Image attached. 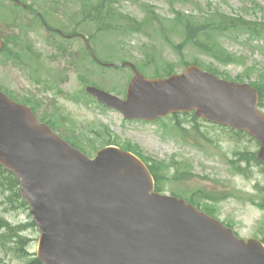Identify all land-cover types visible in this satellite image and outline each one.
Listing matches in <instances>:
<instances>
[{"label": "rangeland", "instance_id": "rangeland-1", "mask_svg": "<svg viewBox=\"0 0 264 264\" xmlns=\"http://www.w3.org/2000/svg\"><path fill=\"white\" fill-rule=\"evenodd\" d=\"M22 1L30 8L0 0V35L8 42L7 52L0 53V89L30 100L41 118L90 155L107 145L130 146L150 164L163 163L158 175L165 193L207 205L241 237L264 239V170L254 159L245 161L256 155V140L193 114L155 122L128 120L85 91L94 84L123 96L133 76L130 67L121 65L124 61L150 77L180 72L196 62L215 68L223 78L264 83V0ZM108 4L124 18L113 29L95 20ZM39 15L52 29L82 33L101 60L118 67L96 63L82 37L65 39ZM219 17L248 25L236 22L232 30L213 31L234 57L230 63L216 61L188 40L187 22L206 27ZM238 163L246 170L239 171ZM6 206L0 204V218L24 225L32 220L29 210ZM24 234L28 253L0 247V264H29L36 258L38 228L30 226Z\"/></svg>", "mask_w": 264, "mask_h": 264}, {"label": "water", "instance_id": "water-1", "mask_svg": "<svg viewBox=\"0 0 264 264\" xmlns=\"http://www.w3.org/2000/svg\"><path fill=\"white\" fill-rule=\"evenodd\" d=\"M125 64L134 70L125 99L92 85L86 90L128 119L193 110L245 130L259 140L264 163V112L253 85L195 64L167 78H148ZM0 163L20 178L44 264H264L261 240L241 238L184 198L157 192L149 167L133 152L108 146L89 157L2 90Z\"/></svg>", "mask_w": 264, "mask_h": 264}, {"label": "trees", "instance_id": "trees-1", "mask_svg": "<svg viewBox=\"0 0 264 264\" xmlns=\"http://www.w3.org/2000/svg\"><path fill=\"white\" fill-rule=\"evenodd\" d=\"M107 7L109 9L106 13L102 14L101 17H98V21H101L108 27V29H113L115 27V21H119L124 19L122 14L117 15V11L114 10L113 7H111V4H108ZM225 18L219 17V20L216 22H212L209 26H190L189 22H187V29H188V40L192 41V44L198 45L200 48L202 47L204 51L210 55L212 58H214L216 61H221L223 63H230L234 60V57L232 54L228 51H225L222 49L223 47L220 46L218 40L216 39L217 35L213 33V31H225V30H232L233 27H235V23L237 22L239 27H248V25H245L244 23L238 22V20H224ZM232 19V18H231ZM209 23V22H208ZM126 24V21L123 23ZM235 24V25H234ZM135 26V25H133ZM117 27H125V26H117ZM259 29V28H256ZM115 31V30H113ZM216 35V37H215ZM205 41L206 45L203 43V40ZM7 48V47H6ZM200 64V63H199ZM202 67L215 72L216 74H219L215 68H211V66H206L200 64ZM172 72H163V73H156L155 76H166L171 74ZM260 91V103L259 105L264 108V83L263 82H256L253 83ZM178 115V114H176ZM194 116V114H193ZM229 131L234 132L238 135H245L246 132L243 131H236L233 129L228 128ZM73 142V141H72ZM74 143V142H73ZM75 144V143H74ZM126 149H130V146L124 147ZM136 152L135 150H132ZM245 158H240L238 162L244 161ZM252 159L255 160L257 164H259L262 169L264 170V167L261 165V163L257 160L255 153L250 154L248 157V160L245 159V161H251ZM146 162H148L146 159H144ZM237 169L239 171L246 170V168H242L240 163H238ZM150 169L152 173L154 174L156 180H157V189L161 190V177L158 175V168H163L165 165L163 163H154L150 164ZM0 198H3L2 201H0V204L5 203L7 204V209L9 208V205L12 209H27L29 210L30 207L28 203L24 200V198L21 195V188H20V180L19 178L14 175L12 172H10L8 169H6L4 166L0 164ZM187 199L194 204H196L198 207L206 210L207 212L214 214V211H212L207 205H201L200 202L195 201L192 197H187ZM30 226H35L34 222L31 220L27 224H12L9 221L0 218V247L3 249H12L14 252H17L19 254L24 255L27 251L24 248V244L28 241L27 236H25L24 231L28 229ZM264 240V239H263ZM11 243V244H10ZM28 253V252H27ZM25 256V255H24ZM29 264H41L39 260L32 259L30 260Z\"/></svg>", "mask_w": 264, "mask_h": 264}]
</instances>
